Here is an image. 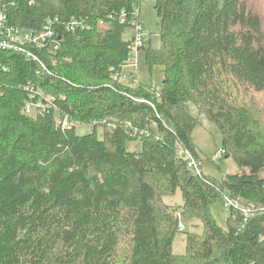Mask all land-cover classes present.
<instances>
[{
  "label": "trees",
  "instance_id": "obj_1",
  "mask_svg": "<svg viewBox=\"0 0 264 264\" xmlns=\"http://www.w3.org/2000/svg\"><path fill=\"white\" fill-rule=\"evenodd\" d=\"M15 1L11 23L51 22L60 48L39 52L47 70L2 54L0 264H264V0H156L161 45L143 49L163 69L160 91L113 80L131 51L133 0ZM28 85L55 107L25 115ZM188 104L241 173L218 181L188 167L181 151L210 161ZM94 122H105L101 137L96 125L77 133ZM178 192L181 205L166 202ZM226 195L238 206L222 228L211 206Z\"/></svg>",
  "mask_w": 264,
  "mask_h": 264
},
{
  "label": "rangeland",
  "instance_id": "obj_2",
  "mask_svg": "<svg viewBox=\"0 0 264 264\" xmlns=\"http://www.w3.org/2000/svg\"><path fill=\"white\" fill-rule=\"evenodd\" d=\"M134 7L139 11V22L143 28V41L145 48L159 49L161 45L160 40V28L158 25L157 12L155 10L156 0H133ZM136 35L135 29L132 27L127 28L123 33V39L125 41H131L133 36ZM126 73H130L133 70L130 68L125 69ZM136 80H125V83L134 85L136 82H141L145 85H151L155 87L157 91L162 88V82L164 79L163 69L161 67H154L150 70L145 60L144 49L139 53L138 67L136 70ZM187 111L198 119L197 125L195 126L192 136L199 149V153L202 158L210 159L209 162L205 163L201 170L203 173L215 180L222 181L229 174L241 173L240 168L235 164L231 158H226L227 155H219V152L223 150L222 137L216 126L210 122L204 114L192 104L187 105ZM95 123V122H94ZM94 123L86 126H78L77 133L79 135L89 134L93 131ZM103 123L96 122L98 132L102 134ZM132 150H140V144L131 145ZM227 196V195H226ZM219 198L211 206V212L219 226L222 228L227 227V221L229 218V208L226 207L225 197ZM166 202L172 205H181L182 198L180 192L173 198H167ZM193 226L197 224V221L192 222ZM185 227L186 232H200V229L196 227H190L183 223L180 224ZM198 225V224H197ZM183 230V231H184ZM185 251V237L184 234H178L174 242V253L183 254Z\"/></svg>",
  "mask_w": 264,
  "mask_h": 264
},
{
  "label": "built area",
  "instance_id": "obj_3",
  "mask_svg": "<svg viewBox=\"0 0 264 264\" xmlns=\"http://www.w3.org/2000/svg\"><path fill=\"white\" fill-rule=\"evenodd\" d=\"M15 2V0H0V75L1 73L8 71V68L3 63L2 59V54L6 52L24 55L28 59L37 62L44 70H47L39 52L46 48L50 51H57L60 48L58 35L51 22L36 31L26 30L13 25L10 21L9 9L15 6ZM122 21L124 22L125 20L123 19ZM130 24L132 28L135 29L136 35L132 38L133 43L124 71L121 74L114 75V81L129 80L132 74L136 76L134 70L138 67L139 53L145 46L142 35L143 28L139 22L138 10H135ZM76 25H78L77 22L73 20L67 26V29L73 30ZM127 68H130L133 71L126 73L125 69ZM26 90L30 92V100L24 106L23 113L25 115L31 118H37L44 112L51 111L55 107L52 98L48 95H41L35 86L28 85ZM95 124L96 122L94 125ZM71 125L73 124L70 122L69 118L64 117L62 120V127L68 128ZM223 154H225L224 150L219 152V155ZM180 155L187 161L188 167L194 173L201 175L202 170L200 164L189 151H181ZM225 200L227 208L238 206V203L230 199L228 196L225 197ZM180 228L182 231L185 229L183 225H181Z\"/></svg>",
  "mask_w": 264,
  "mask_h": 264
},
{
  "label": "water",
  "instance_id": "obj_4",
  "mask_svg": "<svg viewBox=\"0 0 264 264\" xmlns=\"http://www.w3.org/2000/svg\"><path fill=\"white\" fill-rule=\"evenodd\" d=\"M226 158H228V156H226Z\"/></svg>",
  "mask_w": 264,
  "mask_h": 264
}]
</instances>
